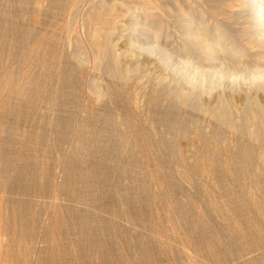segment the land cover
<instances>
[{"label":"rangeland","instance_id":"1","mask_svg":"<svg viewBox=\"0 0 264 264\" xmlns=\"http://www.w3.org/2000/svg\"><path fill=\"white\" fill-rule=\"evenodd\" d=\"M157 1L0 0V264H264V126L206 107L264 103V86L201 55L203 74L178 65L180 9L247 46L253 15ZM158 30L172 57L133 42Z\"/></svg>","mask_w":264,"mask_h":264},{"label":"bare ground","instance_id":"2","mask_svg":"<svg viewBox=\"0 0 264 264\" xmlns=\"http://www.w3.org/2000/svg\"><path fill=\"white\" fill-rule=\"evenodd\" d=\"M21 1V0H20ZM30 1V0H29ZM73 0H71L72 3ZM88 1V0H87ZM157 1V0H156ZM191 1V0H190ZM213 1V0H212ZM224 1V0H223ZM236 1V0H235ZM233 1V2H235ZM13 2V1H12ZM39 2V1H38ZM57 2V1H56ZM55 2V3H56ZM62 2V0H61ZM69 2V1H68ZM75 2V1H74ZM149 2V0H148ZM163 0H158L156 6H161ZM166 2V1H165ZM173 2V1H172ZM177 2V1H175ZM199 4L207 2L206 0H198ZM22 3V2H21ZM76 3V2H75ZM179 3V2H178ZM193 3V2H192ZM222 3V2H220ZM243 6L247 5L250 10V14L253 15L254 18V25L253 29L250 31L253 40L251 41L252 46H247L241 43L240 39L235 35L232 34L225 24H217L213 28L206 24V19L204 13H194L192 10L189 9H180V15L183 17L184 20V30L181 31V39L184 41L181 45H179L181 54L183 58L179 59V64L181 65L184 70H191L194 74L204 73L206 69H204V64L202 62H198L194 60L195 55H201V58L207 62L209 61L210 64H207L210 69L215 70L218 72H222L225 68L226 64H230L234 68L250 73L254 76V79L250 82L252 85H256L259 87H263L264 83L261 81H257L256 77H264V0H244ZM19 4V3H18ZM23 4V3H22ZM59 4V3H58ZM112 4V3H111ZM154 4V3H153ZM152 4V5H153ZM210 4V3H209ZM213 4V3H212ZM227 4V3H225ZM224 4V5H225ZM232 4V3H231ZM241 4V3H240ZM21 5V4H20ZM62 5V4H60ZM73 5V4H72ZM96 5V4H95ZM98 5V4H97ZM102 5V4H101ZM106 5V4H105ZM222 5V6H224ZM229 5V2H228ZM239 5V4H238ZM23 6V5H22ZM49 6V5H48ZM112 6V5H111ZM110 6V7H111ZM144 6V5H143ZM142 6V7H143ZM158 6V7H159ZM241 6V5H240ZM242 6V7H243ZM97 7V6H96ZM113 7V6H112ZM155 7V6H154ZM169 7V6H168ZM191 7V6H190ZM194 7V6H193ZM196 7V6H195ZM226 7V6H225ZM95 9V7H93ZM144 8V7H143ZM240 8V7H239ZM98 10V8H96ZM109 9V7H108ZM142 9V8H141ZM150 7L146 6V8L142 9V15L144 18H150L149 15L152 12H149ZM139 11V13H140ZM206 11V10H205ZM97 12V11H96ZM100 12V11H99ZM97 12L93 19H101L100 13ZM103 12V11H102ZM104 13V12H103ZM154 13V12H153ZM217 13V11H216ZM220 13V12H219ZM140 14V16H141ZM223 14V13H222ZM155 15V14H154ZM216 15V14H215ZM225 15V14H224ZM141 16V17H143ZM179 16V15H178ZM97 17V18H96ZM155 17V16H154ZM103 18V17H102ZM152 18V17H151ZM92 19V17H91ZM105 19V17L103 18ZM219 19V18H218ZM154 20V19H153ZM209 20V19H208ZM99 21V20H98ZM102 21V20H101ZM104 21V20H103ZM146 21V22H147ZM151 21V20H149ZM157 21V20H156ZM137 22V21H136ZM139 22V21H138ZM155 22V21H154ZM158 22V21H157ZM181 22V21H180ZM107 23V22H105ZM135 23V22H134ZM139 23H136V25ZM160 24V22H159ZM100 25V24H99ZM141 25V23L139 24ZM143 25V24H142ZM146 25V24H145ZM153 25V24H152ZM7 26V25H6ZM101 26V25H100ZM13 26H11L12 28ZM138 26H135L137 29ZM151 27V26H150ZM149 27V28H150ZM8 28V27H7ZM143 28V27H142ZM148 28V30H149ZM157 28V27H156ZM140 29V28H139ZM143 30V29H142ZM141 30V31H142ZM151 30V28H150ZM149 30V31H150ZM154 30V29H153ZM137 32V31H136ZM107 33V32H106ZM151 33V32H150ZM149 34V33H146ZM20 35V34H19ZM178 35V34H177ZM151 36V35H150ZM152 36L154 38V42H152L153 46L144 45V43L139 42V40H134L133 42L137 43L138 47L147 50V51H154L157 50L159 53L167 54L172 57V52L162 48V44L160 43L161 31L152 32ZM27 38V37H26ZM162 38V37H161ZM106 39V38H105ZM2 40V39H1ZM29 40V39H28ZM91 40V39H90ZM107 40V39H106ZM5 41V40H4ZM6 42V41H5ZM32 42V41H31ZM41 42V41H40ZM93 42V40H92ZM132 42V43H133ZM5 45V44H4ZM96 45V44H95ZM249 45V44H248ZM29 46V45H28ZM40 47V46H39ZM11 48V47H10ZM16 48V47H15ZM35 48V47H34ZM10 51V50H9ZM8 51V52H9ZM7 52V53H8ZM12 52V51H11ZM14 52V51H13ZM105 52V51H104ZM31 53V52H30ZM108 53V52H106ZM175 53V52H174ZM173 53V55H175ZM177 54V53H176ZM10 55V54H9ZM13 55V54H12ZM104 55V54H103ZM166 55V56H167ZM253 58L248 59L247 57L250 56ZM92 56V55H90ZM8 57V56H7ZM76 57V56H75ZM91 58V57H90ZM198 58V57H197ZM196 58V59H197ZM5 60V59H4ZM8 60V59H7ZM118 60V59H117ZM237 60L238 64L233 65V61ZM178 61V60H177ZM96 63V62H95ZM176 63V62H175ZM235 63V62H234ZM83 64V63H82ZM90 64V63H88ZM206 65V66H207ZM220 66L219 70H216L218 66ZM226 66V67H227ZM92 67V66H91ZM95 67V66H93ZM99 67V66H97ZM105 67V66H104ZM108 68V67H107ZM123 68V67H122ZM125 68V67H124ZM208 68V70H210ZM1 69V68H0ZM4 69V68H3ZM7 69V68H6ZM101 70V69H100ZM124 70V69H123ZM122 70V72H123ZM126 70V69H125ZM128 70V69H127ZM126 70V71H127ZM20 71V70H19ZM23 71V70H22ZM113 71V69H112ZM118 72V71H117ZM125 72V71H124ZM123 72V73H124ZM209 72V71H208ZM1 73V71H0ZM10 73V70H9ZM110 73V71L108 72ZM107 73V74H108ZM128 72H126L127 74ZM212 73V72H210ZM2 74V73H1ZM112 75V74H110ZM200 75V74H199ZM114 76V75H112ZM128 76V75H126ZM109 77V76H108ZM6 78V77H5ZM9 78V77H8ZM6 80V79H5ZM11 82L9 79L6 83ZM30 82V81H29ZM10 84V83H9ZM31 84V83H30ZM7 85V84H6ZM9 86V85H8ZM212 87V86H211ZM2 88V85H1ZM11 88V87H10ZM18 89V88H17ZM96 89V87H95ZM100 89V88H99ZM104 89V88H103ZM106 91V90H104ZM7 92V91H6ZM252 95V94H251ZM250 95V96H251ZM264 95V94H263ZM151 96V95H150ZM184 98V97H183ZM200 98V97H199ZM209 99V97H208ZM248 99V98H247ZM253 99V98H252ZM248 99L246 102H238L222 98L218 99L213 106L206 105L207 109L213 114L219 116V118H223L228 122L230 125L236 126L238 130L247 133L251 136H257L260 132L259 127L264 126V103L261 102L259 99ZM176 103V102H175ZM181 103V102H180ZM243 105L244 107H241ZM90 109V108H89ZM236 110V116H238L239 120H243L241 125L236 124V117L232 115V111ZM151 111V110H150ZM93 112V111H92ZM146 112V110H145ZM87 113V112H86ZM101 113V112H100ZM145 114V113H144ZM155 114V113H154ZM90 115V112H89ZM159 115V114H158ZM113 116V115H112ZM167 118V117H166ZM163 120V119H162ZM171 120V119H170ZM211 120V119H209ZM164 121V120H163ZM181 121V120H180ZM163 123V122H162ZM150 124V123H149ZM170 124V123H169ZM172 125V124H171ZM210 126V125H209ZM221 126V125H220ZM165 127V126H164ZM182 127V126H181ZM186 127V126H185ZM183 128V127H182ZM215 128V127H214ZM220 130V129H219ZM153 131V130H152ZM172 132V131H171ZM229 132V131H228ZM178 133V131H177ZM202 133V132H201ZM232 133V132H231ZM264 134V133H263ZM72 135V134H71ZM236 135V134H235ZM150 136V135H148ZM170 136V135H169ZM237 136V135H236ZM235 136V137H236ZM240 136V135H239ZM156 137V136H155ZM202 138V137H201ZM238 138V137H237ZM241 138V137H240ZM172 139V138H171ZM209 140V139H208ZM238 140V139H237ZM240 140V139H239ZM156 141V140H155ZM150 142V141H149ZM203 142V141H202ZM210 142V141H209ZM263 142V141H262ZM162 143V142H161ZM208 143V142H207ZM206 143V144H207ZM249 143V141H248ZM151 144V143H150ZM168 144V143H167ZM250 144V143H249ZM261 144V142H260ZM172 145V144H171ZM260 146V145H259ZM151 147V146H150ZM169 147V146H167ZM207 147V145H206ZM166 148V147H165ZM197 149V148H196ZM212 149V148H211ZM264 150V149H263ZM157 151V150H156ZM209 151V150H208ZM159 152V151H158ZM174 152V151H172ZM212 152V151H211ZM176 154V153H175ZM179 154V153H178ZM213 154V153H212ZM197 155V154H196ZM244 159V158H243ZM211 163V162H210ZM243 168V167H242ZM186 172V171H185ZM183 174V173H182ZM197 256V255H196Z\"/></svg>","mask_w":264,"mask_h":264}]
</instances>
